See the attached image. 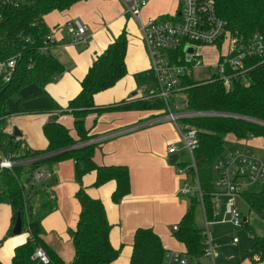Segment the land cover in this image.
<instances>
[{
    "label": "trees",
    "instance_id": "1",
    "mask_svg": "<svg viewBox=\"0 0 264 264\" xmlns=\"http://www.w3.org/2000/svg\"><path fill=\"white\" fill-rule=\"evenodd\" d=\"M81 1L84 0H30L19 8L1 11L0 59L19 56V60L12 82L0 87V152L14 161L54 154L47 159L17 165L12 171H1L3 185L0 190V205H9L12 212V224L7 236L13 234L19 216L23 230L30 234L28 241L16 248L9 264H43L33 258L38 249H42L48 256V264H66L43 240L41 222L40 219L33 218L30 201L38 193V186L31 183V173L38 168L51 171L55 164L67 160L75 163V180L79 186L75 198L81 206L77 226L72 231L75 256L71 264H112L118 260L120 249L114 248L111 243L113 226L108 220L104 203L88 193L84 179L95 174L92 185L94 188L115 182L112 202L118 205L131 193L129 169L126 166H99L94 160L96 146H76L94 136L86 126L90 115L100 116L106 112L121 110L159 112L163 109V102L160 100L146 101L141 98L132 103L123 102L108 107L98 106L94 101L97 94L113 88L127 74L125 58L128 42L125 31L97 57L81 81L79 94L66 107H61L50 97L46 87L65 72V67L49 51H43L50 34L45 17L55 11H65ZM210 1L214 4L218 17L227 22L228 29L235 38L245 41L255 34H264V0ZM32 84L38 86L42 91L41 95L52 102L51 109H22L23 100L19 93ZM183 86L186 87L187 110L214 111L224 115L186 121L199 133L198 148L194 152L196 170L178 162L175 164L188 169L192 184L198 182L200 192L194 190L189 196V207L178 224L179 230L173 231V235L185 246L189 264H201L206 258V239L204 229L196 223V214L201 209L208 221L212 219V197L216 194L213 167L227 155L225 139L229 135L238 141L264 139V63L258 58H248L244 69L232 80L230 90L216 78L202 82L184 78ZM37 112L50 114V120L43 127L48 147L45 151L25 147L24 153H21L22 142H15L5 132L4 126L13 115ZM66 114L73 117L75 137L60 122V118ZM25 174L28 176L26 182L23 180ZM25 183L29 186V191ZM242 198L250 212L264 220V183L252 186L242 194ZM43 207L53 209L51 204ZM242 219V226L251 229L248 221ZM166 252L160 237L154 231L141 228L135 233L130 263L163 264ZM247 257L253 264H259L264 259V237L256 238Z\"/></svg>",
    "mask_w": 264,
    "mask_h": 264
},
{
    "label": "crops",
    "instance_id": "2",
    "mask_svg": "<svg viewBox=\"0 0 264 264\" xmlns=\"http://www.w3.org/2000/svg\"><path fill=\"white\" fill-rule=\"evenodd\" d=\"M178 11L179 0H152L144 11V18L153 17L152 14L157 15L156 17L174 16ZM75 20H81L88 28L86 42L72 40L68 28ZM45 23L50 35L56 40L49 52L65 67V72L49 84L46 90L61 107H66L79 94L81 81L97 57L124 31L128 42L125 58L127 74L113 88L97 94L94 101L96 105L103 107L123 102L132 103L141 100L145 90L152 89L147 83L151 84L154 72L140 26L126 15L121 1L84 0L65 11L52 12L45 17ZM157 114L158 111L153 110H121L106 112L100 116L90 115L86 120V126L94 136L126 128H139L95 147L94 160L99 166H126L129 169L131 193L120 204L112 202L115 182L94 188L92 185L95 174L84 179L88 193L104 203L108 220L113 226L110 239L114 248L120 249V256L112 264H131L135 233L141 228L154 231L166 251H186L185 246L174 238L173 227L179 224L190 203L188 196L182 193V187L186 182L193 186L194 183L187 179L186 174H180L174 167L175 164H171L172 157L183 152L180 150L177 154H169L171 146L177 145L179 141L176 126L165 123L154 125L155 127H139ZM20 116L22 117L16 120L14 130L20 132L22 144L35 151H45L48 142L43 134V127L50 120V114L37 112ZM60 122L73 137L76 136L71 115L62 116ZM238 142L247 143L246 149L264 158V139L251 138ZM51 171L53 178L48 187L54 199L46 193L48 199L44 205L51 204L53 209L41 208L47 212L41 219L42 238L66 264H71L75 256L72 231L76 228L81 213V206L75 198L79 188L75 180V163L67 160L55 164ZM2 185L0 170V190ZM237 198L240 197L235 198V203L242 218L251 226L253 213L249 210V217H245ZM228 200L227 196L220 193L212 197L213 215L209 235L214 255L211 262L204 258L208 259L205 264H253L247 256L256 238L264 237V224L259 225L254 221V229L251 226L248 231L242 229H246L244 226H235L226 214ZM11 224L10 206L0 205L1 264H9L16 248L30 238L26 230H22L19 235L7 236ZM235 239H238L237 243H234ZM259 264H264V259Z\"/></svg>",
    "mask_w": 264,
    "mask_h": 264
},
{
    "label": "built area",
    "instance_id": "3",
    "mask_svg": "<svg viewBox=\"0 0 264 264\" xmlns=\"http://www.w3.org/2000/svg\"><path fill=\"white\" fill-rule=\"evenodd\" d=\"M119 1L123 4L126 15L138 22L140 26L143 43L157 80L156 88L145 90L141 98L146 101L160 100L163 102V109L149 122L139 127L173 123L177 128L180 139L177 145L171 146L169 154H177L180 150H183L185 154L188 153L191 157L190 168L196 170L194 152L198 148L199 133L186 121L224 116L214 111H191L186 109V87L183 86V79H193V68L205 64L202 58L203 55L198 54L197 49L201 47H221L220 50H225L220 55L217 64L210 66L211 69H215V72L208 80L216 78L222 81L227 90H230L232 80L244 69L245 61L248 58H258L260 62L264 63V34H255L245 41L235 38L229 31L227 22L218 17L215 6L210 0H179V11L174 16L149 17L147 20L143 16V10L148 7L152 0ZM29 2L30 0H0V18L2 10L19 8ZM68 31L74 42H86L88 38V28L81 20H75L70 24ZM55 42V38L49 34L43 51H49ZM187 47L196 48L195 55H192V53L189 55V61H187V53L185 52ZM18 60L19 56H13L5 60L0 59V87L12 82L17 71ZM181 98H185L184 101ZM136 129L139 128L132 127L95 135L76 147L98 146ZM5 132L12 136L15 142H21V138L15 136L14 128L6 129ZM52 156L54 154L14 161L0 152V170L12 171L17 165L29 164L31 161H40ZM184 170L180 168L178 172L183 174ZM213 170L214 174H217L214 183L216 191H218L216 193L228 197L226 214L235 226L240 227L243 219L235 203V198H242V194L252 186L264 183V158L258 157L254 152L246 149L235 154H227L215 163ZM52 178V171L45 168H38L31 173V183L35 186H44L45 192L51 196V199H54L48 187V182ZM192 186L189 182H186L182 187V193L189 195L194 190L200 192L198 182ZM204 221L205 257L212 261L214 253L209 235L211 222L205 216ZM178 230V225L173 227L174 232ZM237 242L238 239H235L234 243ZM33 258L43 264L49 263V258L42 249H38ZM163 264H189V258L185 252L167 251Z\"/></svg>",
    "mask_w": 264,
    "mask_h": 264
},
{
    "label": "rangeland",
    "instance_id": "4",
    "mask_svg": "<svg viewBox=\"0 0 264 264\" xmlns=\"http://www.w3.org/2000/svg\"><path fill=\"white\" fill-rule=\"evenodd\" d=\"M145 10H143V16H144V11ZM124 11H125V8H124ZM152 15H153V18H157L156 17L157 15H154V14H152ZM149 17H151V16H149ZM149 17L145 18V20H147ZM47 24L49 26V21L47 22ZM195 51H196V48L193 49L192 55H195V53H194ZM197 51H198V54H202L204 56L202 58H203V62H205V64L202 65L201 67H197L196 66V67L193 68L192 78H193V80L195 82H202V81L208 80L214 74L215 69H211L210 66L216 64V62L219 59L220 55L223 54L225 52V50H223V49L220 50V49H218V47H207V48H202L201 47V48H198ZM187 58H189L188 55H187ZM207 65H210V66H207ZM152 76H153V79H152L151 84L147 83V85H149L148 87H150L152 89H155L156 86H157V82H156V78H155L153 73H152ZM152 89H149V90H152ZM181 99H183V101H184L185 98H181ZM22 116H20V115L11 116L10 118L7 119V122H6L5 126H4V128L5 129H10L11 127L15 128L16 120L19 117H22ZM163 124H165V123L157 124L155 126H160V125H163ZM155 126H153V127H155ZM178 138L180 139L179 133H178ZM179 145H181V144H179ZM247 146H248L247 143L238 142L231 135L227 136V138L225 139L224 147H225V152L227 154H235L237 152H242V151L246 150ZM24 151H25V146L22 144L21 153H24ZM178 163L182 164V165L184 164V165L187 166V168H189L191 166V157H190V155L187 153L184 156H180V154H179ZM174 167H176L178 170L181 168L178 165H175ZM183 174H186L187 179L192 183L190 175H188V169H185ZM27 178H28V176H27V174H25L23 176L24 182H26ZM215 179H217V174H215ZM25 185L27 186L26 183H25ZM27 188H28V191H29V186H27ZM37 190H38V193L36 195L32 196L30 204H31V208L33 210L32 211L33 218L35 220L40 219V222H41V219L45 216V213L47 214V212H45L41 208L43 207L42 205H44L47 202V199H48L47 196L48 195L45 193V187L42 186V185H39L37 187ZM190 195H192V194L187 195L188 196L187 197L188 200H189V196ZM237 199H238V205H239V208H240L241 212L244 213L245 217H249L248 215L250 214V212H249L248 206L246 205V203L242 199H240V198H237ZM254 221L257 224H259V225L264 224V220H262L261 217H259L255 213H253L252 217H251V226L255 225ZM196 223H197V225L199 227H201L202 229H205L204 215H203V212H202L201 209H199L197 211ZM254 227L255 226H253V229H254ZM239 228H242V226H240ZM242 229L248 231L247 229H244V228H242ZM249 232H251V231L249 230ZM206 261H208V259H203V261H201V264H205ZM210 262H211V260H210ZM190 264H194V263H190Z\"/></svg>",
    "mask_w": 264,
    "mask_h": 264
},
{
    "label": "water",
    "instance_id": "5",
    "mask_svg": "<svg viewBox=\"0 0 264 264\" xmlns=\"http://www.w3.org/2000/svg\"><path fill=\"white\" fill-rule=\"evenodd\" d=\"M185 52L189 56L193 52V48L187 47ZM189 60H190V57L187 58V61ZM41 93H42L41 89L34 84L21 90L19 93V96L23 100V103L21 105L22 109L26 111L51 109L53 107L52 102L48 98L42 96ZM20 135H21L20 132L16 129L15 136L20 137ZM184 155L185 153L181 152L180 156H184ZM178 158H179V155L173 156L171 164H176ZM22 230H23L22 219H21V216H19L16 219V223L13 228V234L19 235L22 233Z\"/></svg>",
    "mask_w": 264,
    "mask_h": 264
}]
</instances>
